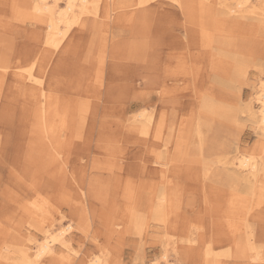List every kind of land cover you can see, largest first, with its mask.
Instances as JSON below:
<instances>
[{
	"label": "rangeland",
	"instance_id": "rangeland-1",
	"mask_svg": "<svg viewBox=\"0 0 264 264\" xmlns=\"http://www.w3.org/2000/svg\"><path fill=\"white\" fill-rule=\"evenodd\" d=\"M30 1L0 0V264L59 223L71 260L40 264L264 263V0H93L58 46ZM29 58L46 119L13 77Z\"/></svg>",
	"mask_w": 264,
	"mask_h": 264
},
{
	"label": "bare ground",
	"instance_id": "bare-ground-1",
	"mask_svg": "<svg viewBox=\"0 0 264 264\" xmlns=\"http://www.w3.org/2000/svg\"><path fill=\"white\" fill-rule=\"evenodd\" d=\"M50 1H53L54 4H56V6H58L59 0H32V1H30L31 3L29 2L30 3L29 5H31V8H32V10H34L35 15L37 13L42 14L40 17L42 18V16H46V20H48V24L46 25L48 28L46 44L52 43V44H55L56 46H58L59 43L61 44L62 41L60 42L59 39L58 40L56 39L57 35L60 34L59 32H61L59 30L60 24H64L69 29V26L72 25L73 22L79 21L81 19V16L84 15L85 13H89V12L92 13L93 12L94 15H98V18L102 16L101 14H98V11H99L98 5H96V3H94L93 0H68L65 8H63L59 11H58V8L56 9V6H52V5L50 6L49 5ZM175 1H177V0H175ZM25 3L26 2H24V4ZM194 6H195V4H194ZM242 7H243V1H240L237 3L236 7H234V8L229 7V12L230 13L236 12V11L238 12V8H242ZM57 12H58L57 17H55V14ZM242 13H243V10H242ZM38 20H39V18H38ZM66 32L67 31H65V30L63 31L62 38H64V36L66 35ZM47 54H48V52H47ZM27 61H30L31 66L26 71V74L19 72L20 70L16 71V72L14 71L13 77L15 78V80L17 82L18 89L21 87L20 91L23 93L25 99L27 101H30L31 103L34 102L36 104V107H40V113H42V114L44 113V115H45L41 118L46 119L47 114H45L46 111L44 112L46 105H44V103L48 102V97L51 94L49 95L46 92L45 87L42 86L43 82H42L41 76H38L40 73H38V72L36 73L35 71H33L35 66L38 65L37 59H35V58L30 59L29 58V59H27ZM0 68L6 70L7 67L4 66V64L2 63L0 65ZM3 74H5V73H3ZM256 95H257L256 99L259 101L260 104H259L258 111L253 112V114H254V117L256 118L257 122L259 123L260 129L264 133V82L260 83V86H259V89H258ZM21 96H22V94H21ZM56 103H58V102H56ZM143 116H144V113H140V114H138V117H134L132 120L133 121L132 126L137 128L138 126H140L139 124H142L141 126H144L146 124V122H149V121H145ZM138 119H140V120H138ZM44 122L46 123L47 120H45ZM44 122L42 121V123H43L42 126L45 127L46 125H44ZM150 123H151V121H150ZM252 157H249V156H246L243 154L236 156L237 162L235 164L239 167L240 173L246 174V175L245 174H242V175H244V178L247 180V182L252 181L253 178L255 180H257L258 175L260 174V164L261 163ZM232 190H234V189H232ZM240 194H242V193H240ZM38 198H36V199H38ZM244 198H246V197H244ZM164 199L165 198H163V201H164ZM234 202H236V201H234ZM32 204L34 205L33 209L35 208L37 210V212L34 210L35 213H38L40 209L42 210L44 208L43 205L39 203V200L33 201ZM159 210H160V208H159ZM28 211H30V210L28 209ZM127 211H129V210H127ZM30 212H32V210ZM35 213H33V215ZM35 216H36V214H35ZM32 222H30L31 225H33ZM41 226H42L41 229L44 231V235L42 236L41 240L37 241L36 245L33 248L23 250V252H22V264H40V263H42V261H44V259H46L49 256L54 257L57 260L62 259V261H64L67 259L68 261H70L71 259L69 256H71L72 248L70 247V243H69V232L72 229L73 225L72 224L64 225L63 223H59V225L57 227H53L52 224H50V226L48 228L44 227L43 225H41ZM28 233L29 234L32 233L31 231L29 232V228H28ZM247 248H249V247H247ZM247 248H246V250H247ZM252 255H251V257H252ZM259 257L260 256H257V255L253 256L252 260H254V262L259 261L260 260ZM261 258H263V257H261ZM100 259L99 258L95 259L96 262H90V263L87 262V264H97L100 262ZM162 259H163L162 261H164L165 264H173L172 262H170L168 260L167 249L162 256ZM245 263H246V261H245ZM149 264H160V262L158 260H155ZM258 264H264V263H258Z\"/></svg>",
	"mask_w": 264,
	"mask_h": 264
}]
</instances>
